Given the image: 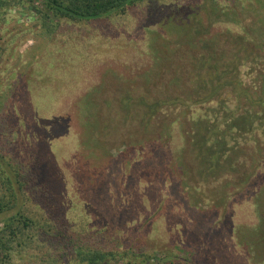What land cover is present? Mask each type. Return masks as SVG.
Instances as JSON below:
<instances>
[{"label": "rangeland", "instance_id": "obj_1", "mask_svg": "<svg viewBox=\"0 0 264 264\" xmlns=\"http://www.w3.org/2000/svg\"><path fill=\"white\" fill-rule=\"evenodd\" d=\"M5 18L0 155L46 182V244L109 264H264V0H147L52 38L27 5ZM205 112L224 148L197 137ZM63 246L56 262H74Z\"/></svg>", "mask_w": 264, "mask_h": 264}, {"label": "trees", "instance_id": "obj_2", "mask_svg": "<svg viewBox=\"0 0 264 264\" xmlns=\"http://www.w3.org/2000/svg\"><path fill=\"white\" fill-rule=\"evenodd\" d=\"M145 1L147 0H0V19H6L8 10L13 6L27 5L36 15L38 35L52 38L62 20L89 21L109 17L115 13L125 15L132 6ZM217 88L218 86L214 89ZM156 104L157 102L148 103L147 107L151 112H155L158 107ZM209 112L214 113L213 110ZM247 112V115L236 116L235 123H231L230 129L246 131L249 126L244 125L248 124L249 115L253 114ZM206 115V112L202 115L204 119L202 118L203 122L199 127L210 132L211 136L198 133L197 137L201 135V139L205 140L204 146L214 139L215 143L212 146L217 149L224 148L225 144L222 141L227 135V130L225 132L216 124L217 122L214 123V120L208 121ZM227 118L220 121L224 122ZM239 119L243 121L238 122ZM197 141L199 144L200 139ZM206 151L210 153L215 150L208 148ZM6 159L0 155V264H7L8 259L19 254L26 255L32 262L36 259V264H58L56 261L60 258V253L65 250L63 244L74 260L70 264H109L116 258L112 251L86 243H77L74 248L66 240L61 244H46L50 233L48 222L41 211L45 207V197L49 196L46 182L43 183L40 179L30 182L27 175L29 172L32 173V168L25 167L26 171H23L22 166L26 165L24 162L20 164L13 162L12 159L9 161ZM207 162L213 163L211 160ZM145 261L146 259L142 262Z\"/></svg>", "mask_w": 264, "mask_h": 264}]
</instances>
